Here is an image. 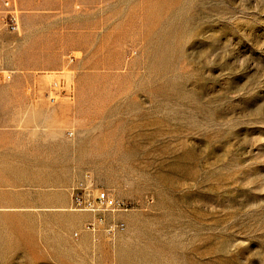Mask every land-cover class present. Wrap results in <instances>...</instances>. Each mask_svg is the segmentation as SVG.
<instances>
[{"label":"rangeland","instance_id":"1","mask_svg":"<svg viewBox=\"0 0 264 264\" xmlns=\"http://www.w3.org/2000/svg\"><path fill=\"white\" fill-rule=\"evenodd\" d=\"M0 72V264H264V0H0Z\"/></svg>","mask_w":264,"mask_h":264},{"label":"built area","instance_id":"2","mask_svg":"<svg viewBox=\"0 0 264 264\" xmlns=\"http://www.w3.org/2000/svg\"><path fill=\"white\" fill-rule=\"evenodd\" d=\"M6 7L10 6V2H6ZM9 23L8 26L12 31H18L19 23H18V17L16 14V10H13L9 12ZM11 79V75L8 72H0V81L8 82ZM53 101V100H52ZM70 136L73 134L70 133ZM80 189L87 190L86 186L81 185ZM72 196L74 198L73 205L75 207V210L83 211L90 213L94 216H98L100 218V221H98L97 224L104 223L103 217L106 213H116L121 211L128 210V204L124 203L121 200H118L112 196H110L107 192L104 190H97L95 192V195L88 196L86 193H78L75 195V190L72 192ZM96 223L89 224L86 229L91 232H96ZM114 228L109 227L107 229V233L109 235L113 234Z\"/></svg>","mask_w":264,"mask_h":264},{"label":"crops","instance_id":"3","mask_svg":"<svg viewBox=\"0 0 264 264\" xmlns=\"http://www.w3.org/2000/svg\"><path fill=\"white\" fill-rule=\"evenodd\" d=\"M2 135H9V134H2ZM6 137V136H5Z\"/></svg>","mask_w":264,"mask_h":264}]
</instances>
